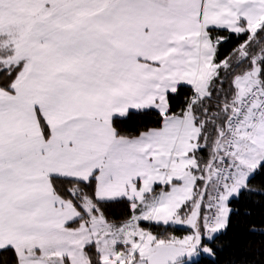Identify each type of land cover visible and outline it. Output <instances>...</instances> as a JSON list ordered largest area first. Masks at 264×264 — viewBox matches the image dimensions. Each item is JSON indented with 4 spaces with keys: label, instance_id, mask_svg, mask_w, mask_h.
I'll list each match as a JSON object with an SVG mask.
<instances>
[{
    "label": "snow or ice",
    "instance_id": "snow-or-ice-1",
    "mask_svg": "<svg viewBox=\"0 0 264 264\" xmlns=\"http://www.w3.org/2000/svg\"><path fill=\"white\" fill-rule=\"evenodd\" d=\"M0 264H264V0H0Z\"/></svg>",
    "mask_w": 264,
    "mask_h": 264
},
{
    "label": "trees",
    "instance_id": "trees-1",
    "mask_svg": "<svg viewBox=\"0 0 264 264\" xmlns=\"http://www.w3.org/2000/svg\"><path fill=\"white\" fill-rule=\"evenodd\" d=\"M177 235H182L183 233H181V232H178V233H176Z\"/></svg>",
    "mask_w": 264,
    "mask_h": 264
}]
</instances>
